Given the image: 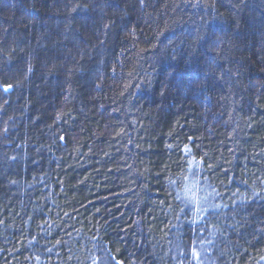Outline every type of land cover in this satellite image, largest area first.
<instances>
[{"label":"trees","instance_id":"obj_1","mask_svg":"<svg viewBox=\"0 0 264 264\" xmlns=\"http://www.w3.org/2000/svg\"><path fill=\"white\" fill-rule=\"evenodd\" d=\"M0 264H264V0H0Z\"/></svg>","mask_w":264,"mask_h":264}]
</instances>
